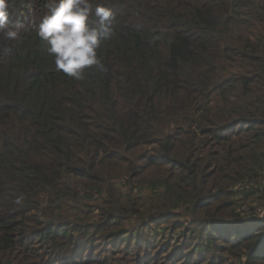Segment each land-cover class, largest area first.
Segmentation results:
<instances>
[{"label": "trees", "instance_id": "obj_1", "mask_svg": "<svg viewBox=\"0 0 264 264\" xmlns=\"http://www.w3.org/2000/svg\"><path fill=\"white\" fill-rule=\"evenodd\" d=\"M48 3L0 34V264H264V0H91L115 35L83 80Z\"/></svg>", "mask_w": 264, "mask_h": 264}, {"label": "clouds", "instance_id": "obj_2", "mask_svg": "<svg viewBox=\"0 0 264 264\" xmlns=\"http://www.w3.org/2000/svg\"><path fill=\"white\" fill-rule=\"evenodd\" d=\"M28 11H31L30 7ZM14 12L13 0H0V34L7 40L19 43V30L7 28ZM25 15L21 10L17 18ZM112 18V7H93L91 0H49L47 12L39 20L37 35L45 43L47 53L54 57L58 72L75 80H83L86 69L106 71L98 52L104 42L115 35L110 24ZM92 19H95L96 26L91 24ZM14 204L23 206L24 196H17Z\"/></svg>", "mask_w": 264, "mask_h": 264}, {"label": "rangeland", "instance_id": "obj_3", "mask_svg": "<svg viewBox=\"0 0 264 264\" xmlns=\"http://www.w3.org/2000/svg\"><path fill=\"white\" fill-rule=\"evenodd\" d=\"M252 200V199H251ZM254 202H255V199H254ZM253 202V203H254ZM257 205V208H256V212H257V216H259L260 218L264 217V207L262 205H260L259 201L257 200L256 204ZM262 206V207H261Z\"/></svg>", "mask_w": 264, "mask_h": 264}]
</instances>
